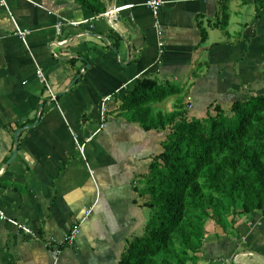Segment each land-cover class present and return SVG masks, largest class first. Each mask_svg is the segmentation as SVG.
I'll return each mask as SVG.
<instances>
[{
	"label": "crops",
	"instance_id": "obj_1",
	"mask_svg": "<svg viewBox=\"0 0 264 264\" xmlns=\"http://www.w3.org/2000/svg\"><path fill=\"white\" fill-rule=\"evenodd\" d=\"M5 1L15 23L0 0V210L30 232L0 219V264H120L149 220L134 180L148 174L164 139L130 122L121 97L154 79L181 90L155 113L184 100L201 119L216 105L264 95V0H159L157 14L150 0H102L100 14L75 0ZM76 141L86 143L85 158ZM229 221L226 231L208 225L198 264H264V213ZM40 230L63 245L57 259Z\"/></svg>",
	"mask_w": 264,
	"mask_h": 264
},
{
	"label": "trees",
	"instance_id": "obj_2",
	"mask_svg": "<svg viewBox=\"0 0 264 264\" xmlns=\"http://www.w3.org/2000/svg\"><path fill=\"white\" fill-rule=\"evenodd\" d=\"M75 1L95 14L107 11L102 0ZM180 93L143 78L120 99L130 122L166 136L145 187L136 188L149 211L144 234L129 243L120 264H198L209 222L226 231L233 216L264 213V95L239 98L228 110L216 105L201 119L184 100L170 113H155L154 104Z\"/></svg>",
	"mask_w": 264,
	"mask_h": 264
},
{
	"label": "built area",
	"instance_id": "obj_3",
	"mask_svg": "<svg viewBox=\"0 0 264 264\" xmlns=\"http://www.w3.org/2000/svg\"><path fill=\"white\" fill-rule=\"evenodd\" d=\"M2 3L7 7V10L8 12L9 11V8L6 4V1L5 0H1ZM163 3L159 0H150L149 1V6L153 9V11L155 12V14L158 13V10L159 8L161 7ZM123 9H116L115 11L113 12H109L106 14L107 17H110L111 19H114L116 17V13L121 11ZM10 15L15 23V19H14V16L12 15V13L10 12ZM81 23H72V25H75V26H78L80 25ZM18 34L24 39L25 36L27 35L26 32H21L19 29H18ZM164 45L163 43H160V47L162 48ZM36 76H37V79L39 80L40 84L43 86L44 90L46 91V93L48 94L50 100L52 102H57L58 100V97L56 95V93H54L53 91V88H52V85L50 83V80L49 78L47 77V75L45 74L44 70L41 69V68H37L36 69ZM111 101V96L110 97H106L104 100H103V103H102V110H103V117H102V120H101V126H100V129H99V132L104 129L106 127V122H107V116H106V113H107V104L108 102ZM88 141V140H87ZM77 142V148H78V151H79V154L85 158V154H86V143H80L78 141ZM90 214V211L87 213V216ZM0 219L3 220V221H7V222H10L16 226H18L19 228H21L24 232L26 233H29L30 231L20 225L17 221L13 220V219H10L9 217H7V215L0 210ZM80 233V227L77 226V227H74L73 230L71 231V233L69 234V236H67V238L65 239V241L63 242L64 245L66 244H70L71 242H73L76 237L78 236V234ZM63 246V245H61ZM52 248L54 249L53 252H54V259H57L58 255L60 254L61 252V247L60 246H52ZM225 264H231L229 261H226Z\"/></svg>",
	"mask_w": 264,
	"mask_h": 264
},
{
	"label": "rangeland",
	"instance_id": "obj_4",
	"mask_svg": "<svg viewBox=\"0 0 264 264\" xmlns=\"http://www.w3.org/2000/svg\"><path fill=\"white\" fill-rule=\"evenodd\" d=\"M171 104H172V100H169L168 102H167V105L165 106V107H162V109L163 110H165V112H172V107H171ZM161 134H162V136L164 137V139H163V141L165 140V134H164V132H160ZM162 151V149L160 150V152ZM160 152H158V154L160 153ZM155 155H157V154H155ZM135 186H137L139 189H143L144 187H145V180H143V177H136L135 178V180H134V183H133ZM139 200L141 201V202H144L145 201V199H142V198H139ZM145 212H146V214L148 215V218H149V211L148 210H145ZM209 224L210 225H214L213 224V222H209Z\"/></svg>",
	"mask_w": 264,
	"mask_h": 264
},
{
	"label": "water",
	"instance_id": "obj_5",
	"mask_svg": "<svg viewBox=\"0 0 264 264\" xmlns=\"http://www.w3.org/2000/svg\"><path fill=\"white\" fill-rule=\"evenodd\" d=\"M28 128H30V127H27L26 129H28ZM18 150H19V141H18V133H17L16 136H15V144H14L13 156L10 159V161L8 162V164L6 165L4 171H6L9 168V166L13 163V161L15 160V158L17 156Z\"/></svg>",
	"mask_w": 264,
	"mask_h": 264
}]
</instances>
